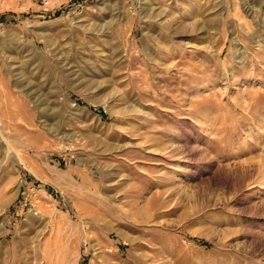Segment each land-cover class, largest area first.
<instances>
[{
	"label": "rangeland",
	"instance_id": "374dc122",
	"mask_svg": "<svg viewBox=\"0 0 264 264\" xmlns=\"http://www.w3.org/2000/svg\"><path fill=\"white\" fill-rule=\"evenodd\" d=\"M0 264H264V0H0Z\"/></svg>",
	"mask_w": 264,
	"mask_h": 264
}]
</instances>
